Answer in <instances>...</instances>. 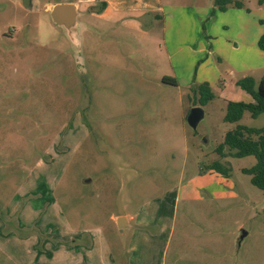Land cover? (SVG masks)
<instances>
[{"label": "rangeland", "instance_id": "374dc122", "mask_svg": "<svg viewBox=\"0 0 264 264\" xmlns=\"http://www.w3.org/2000/svg\"><path fill=\"white\" fill-rule=\"evenodd\" d=\"M67 1L0 0L6 228L14 227L6 215L11 199L18 210L51 202L121 247L127 230L116 218L141 204L153 222L173 216L167 264H264V190L242 172L255 157L215 150L237 124H264V114L248 111L237 122L223 120L227 101L249 99L236 81L246 75L259 81L264 72L257 47L264 3L233 0L241 7L203 17L206 0H161L162 10L141 16L147 31L81 14L84 38L76 47L45 9ZM201 83L213 97L200 105L203 117L193 129L186 116L199 105ZM216 160L228 174L206 169ZM34 172L37 193L19 191ZM141 228L152 233L159 225ZM2 241L0 234V264H12ZM14 252L25 257L23 249Z\"/></svg>", "mask_w": 264, "mask_h": 264}, {"label": "crops", "instance_id": "0c3cea01", "mask_svg": "<svg viewBox=\"0 0 264 264\" xmlns=\"http://www.w3.org/2000/svg\"><path fill=\"white\" fill-rule=\"evenodd\" d=\"M14 1L23 2V0ZM101 1H105L106 6L103 10L98 11L96 6ZM206 1L209 4L198 8L201 11L199 14L203 17L213 10L215 14L223 12L215 9L213 0ZM67 2L76 4L77 27H80L78 29L80 45L84 38L83 23L79 20L81 14H86L88 18L104 19L106 22H111L112 25L120 22L124 27L140 28V30L147 31L148 29L143 27L141 16L156 13L163 8L161 0H68ZM35 3L36 0H28V5ZM49 4L52 3L47 2L45 5L47 11ZM88 23L91 24V22ZM94 27L99 29L96 25ZM250 100L249 95V99L244 101ZM38 177L37 172H34L30 179L32 185L26 181L19 191L25 190L26 194L31 191L33 195L37 193L36 181L40 180ZM11 200L8 203L6 215L14 227L10 226V229H7V223L3 218H0V234L3 237L1 243L4 245L2 247L9 249L12 264H167L166 256L173 216L170 221L159 216L157 221L153 222L145 213H141V204L136 212L123 213L125 218L123 228H126L127 233L126 241L120 247L118 243L112 244L100 227L78 224L68 218L61 207L54 203L50 202L48 205L46 202L45 206L47 207L41 210H33L29 203H26L18 210L19 205ZM33 203L34 198L31 201V204ZM41 219V222L37 221ZM151 223L158 224L159 230L156 229L154 232L148 233L141 228ZM36 228L40 234L36 233ZM25 230L27 233H21ZM39 241L41 243L38 246ZM19 248L23 249L25 257L15 255L14 251ZM34 256L38 261L32 260ZM178 257L180 255L177 253Z\"/></svg>", "mask_w": 264, "mask_h": 264}, {"label": "trees", "instance_id": "16d2710c", "mask_svg": "<svg viewBox=\"0 0 264 264\" xmlns=\"http://www.w3.org/2000/svg\"><path fill=\"white\" fill-rule=\"evenodd\" d=\"M259 4H263L264 0H257ZM215 9L224 11L229 5L241 7L239 1L233 0H213ZM106 6L105 1H101L98 6V11L103 10ZM214 11V10H213ZM213 11L210 14H213ZM262 31L257 38V47L264 51V21L260 20ZM162 81L176 85L174 78L163 76ZM237 86L243 89L251 97L250 101L244 100H229L226 102L225 114L223 120L227 122H237L243 116L245 111H248L250 116L255 118L260 114H264V72L259 81H256L252 76L246 75L236 81ZM200 93L198 97L199 105H204L213 97L207 83H201L198 86ZM227 147L229 154L232 157H243L253 155L255 163L250 167L242 168V172L250 175V181L259 189L264 190V124L260 127H251L244 124H237L233 129L226 131L223 141L216 147L217 153L224 155L223 149ZM223 168L222 163L213 161L206 165L207 170H216L226 175L228 168Z\"/></svg>", "mask_w": 264, "mask_h": 264}, {"label": "water", "instance_id": "95a60500", "mask_svg": "<svg viewBox=\"0 0 264 264\" xmlns=\"http://www.w3.org/2000/svg\"><path fill=\"white\" fill-rule=\"evenodd\" d=\"M48 12L51 20L62 26L66 30L67 37L70 42L76 47L80 46V36L77 33V9L75 3H54L49 5ZM203 117V108L200 105H196L190 108L186 121L188 125L195 129L199 120ZM117 225L123 227L125 225V218L120 216L117 218ZM246 234L245 231L242 232L240 238Z\"/></svg>", "mask_w": 264, "mask_h": 264}]
</instances>
